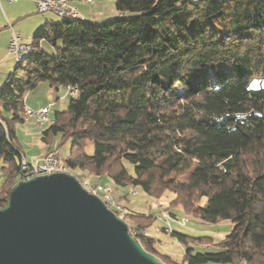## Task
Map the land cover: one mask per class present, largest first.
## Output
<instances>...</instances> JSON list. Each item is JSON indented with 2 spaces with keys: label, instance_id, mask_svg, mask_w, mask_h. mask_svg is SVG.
<instances>
[{
  "label": "trees",
  "instance_id": "obj_1",
  "mask_svg": "<svg viewBox=\"0 0 264 264\" xmlns=\"http://www.w3.org/2000/svg\"><path fill=\"white\" fill-rule=\"evenodd\" d=\"M114 8L101 23L38 27L0 88V208L24 157L14 125L25 121V94L63 86L76 93L40 139L47 152L68 142L67 172L123 199L128 188L155 199L170 192L184 214L232 224L217 243L162 228L184 248L176 263L158 254L148 224L126 222L147 252L166 264H264V0H114ZM120 217L154 219L125 209Z\"/></svg>",
  "mask_w": 264,
  "mask_h": 264
},
{
  "label": "water",
  "instance_id": "obj_2",
  "mask_svg": "<svg viewBox=\"0 0 264 264\" xmlns=\"http://www.w3.org/2000/svg\"><path fill=\"white\" fill-rule=\"evenodd\" d=\"M0 264H166L66 172L16 182L0 208Z\"/></svg>",
  "mask_w": 264,
  "mask_h": 264
},
{
  "label": "rangeland",
  "instance_id": "obj_3",
  "mask_svg": "<svg viewBox=\"0 0 264 264\" xmlns=\"http://www.w3.org/2000/svg\"><path fill=\"white\" fill-rule=\"evenodd\" d=\"M44 15L50 17L54 22L62 20L61 18L50 13ZM1 31H3V28L0 29V34ZM15 32L18 34L20 33V35L24 39H26L25 33H21L20 31H17V29L15 30ZM26 40L31 43L32 36H30V38ZM42 48L47 53L51 52L48 44L45 42H42ZM6 61L12 63L13 57L8 54L7 46L5 45V39L2 35H0V77L6 69H9L8 73L2 78L0 88L5 85L6 79L9 76L8 74L11 73L14 68L12 64L10 66H7L9 68H6ZM73 97L74 96L70 95L67 92V89L63 86H57L56 88L51 89L48 85L41 84L25 94L24 103L25 105H27V108H29L33 112H37L38 110H40L39 108L43 104L48 107L49 115L52 117V115L56 111L62 112L67 110L70 100ZM14 130L18 142L21 145V151L23 152L24 158L28 161H32L33 158L28 157L27 153H29L28 150H36L38 148V145L41 142L40 136L42 127H38L35 117H30L22 123H16L14 125ZM59 141V137H54L51 142L52 148H55L57 144H59ZM85 151L88 155H92L93 144L87 142ZM57 152L59 155L60 165L64 167L65 158L69 154L68 142L63 143L60 147H58ZM43 155H41L40 157H42ZM2 166L3 164L0 160V185L4 179L2 174ZM69 173L81 183H87V181L89 180L91 181V177L87 178L85 176L86 173L80 170L70 171ZM126 191L127 197L124 199L122 198L121 193L115 192V201L126 211L135 212L138 214H151L154 216V219L151 222H148V220L142 221L139 218H128L125 222L129 223L131 226H135L137 224H145L146 226L148 224V227L145 231L149 236L155 239V247L158 250V254L168 255L176 263H181L184 248L171 235H169L168 233H164L161 230L162 228H167L169 232L172 230L195 239L200 237H210L214 243L221 241L232 228V224L229 221H220L218 223L212 224L203 222L190 215L184 214L179 205L170 202L174 198L173 194L170 192L165 193L159 199H155L145 195L137 188H128ZM170 213L173 214V216L169 215ZM196 248L201 249L199 246H197Z\"/></svg>",
  "mask_w": 264,
  "mask_h": 264
},
{
  "label": "built area",
  "instance_id": "obj_4",
  "mask_svg": "<svg viewBox=\"0 0 264 264\" xmlns=\"http://www.w3.org/2000/svg\"><path fill=\"white\" fill-rule=\"evenodd\" d=\"M1 1V0H0ZM7 3H15L18 0H2ZM37 13L53 14L61 19L68 20H83L76 8L70 3L72 0H30ZM32 51V44L24 42L20 34L11 31L7 41V52L14 59V65L20 60L30 54ZM70 95L76 93L75 89L66 88ZM22 117L24 120L30 117H35L38 127L53 124V119L49 115L48 107H43L37 112H33L27 107L22 109ZM67 172V170L60 165L58 154L55 151L48 152L42 157L33 158L32 161L26 160L24 157L21 159L18 172L16 174L17 181L29 180L38 176L49 175L52 173ZM78 178V177H77ZM79 179V178H78ZM79 181V180H78ZM80 182V181H79ZM81 183V182H80ZM88 193L96 195L105 206L114 212L117 216L124 214V209L115 201L113 197V188L109 184H100L95 187L88 186L87 183H81ZM118 212V214L116 213ZM121 218V217H120ZM122 219V218H121ZM132 232L129 230V233ZM244 264V263H238Z\"/></svg>",
  "mask_w": 264,
  "mask_h": 264
},
{
  "label": "crops",
  "instance_id": "obj_5",
  "mask_svg": "<svg viewBox=\"0 0 264 264\" xmlns=\"http://www.w3.org/2000/svg\"><path fill=\"white\" fill-rule=\"evenodd\" d=\"M70 4L76 8L80 17L86 22L101 23L117 16L114 8V0H72ZM48 22H52V19L44 14L37 13L34 4L30 0H18L15 3L0 1V29L3 28L0 35L4 37L6 46L11 31L15 32L17 29V31L25 33L26 39H28L38 27ZM21 38L24 42L30 43L22 36ZM11 64L14 66V59L12 63L6 61V68H9L7 66H10ZM8 71L9 69H6L4 73H2V76L0 77V85L3 76H5ZM24 106L27 107L25 103ZM43 107L46 106L42 104L39 109ZM28 151V157L36 158L46 153L47 149L46 146L40 142L36 150L32 149Z\"/></svg>",
  "mask_w": 264,
  "mask_h": 264
},
{
  "label": "snow or ice",
  "instance_id": "obj_6",
  "mask_svg": "<svg viewBox=\"0 0 264 264\" xmlns=\"http://www.w3.org/2000/svg\"><path fill=\"white\" fill-rule=\"evenodd\" d=\"M254 86V85H253Z\"/></svg>",
  "mask_w": 264,
  "mask_h": 264
}]
</instances>
